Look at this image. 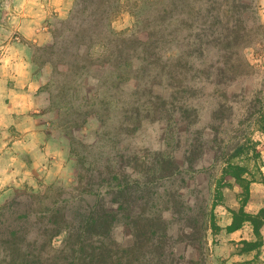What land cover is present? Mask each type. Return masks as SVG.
<instances>
[{
    "label": "rangeland",
    "instance_id": "obj_1",
    "mask_svg": "<svg viewBox=\"0 0 264 264\" xmlns=\"http://www.w3.org/2000/svg\"><path fill=\"white\" fill-rule=\"evenodd\" d=\"M215 1L222 6L206 0L194 8L188 0H0V156L10 149L23 161L18 174L0 182V206L32 192L43 193L42 208L58 200L93 201L98 194L109 202L118 183L134 186V216L145 207L162 214L166 235L160 239L158 226L132 264L155 262L159 239L168 264H246L243 244L228 241L222 226L224 215L239 209L244 188L224 177L223 168L243 144L233 161L246 166L245 177L261 178L263 157L253 148L264 149L258 123L264 0H244L254 10L241 5L231 17L222 12L227 0ZM98 7L106 10L104 20L94 19ZM83 12L94 14L97 31L111 24L120 34L111 59L92 62L87 44L78 45L68 30L66 19L72 13L81 19ZM229 20L243 35L238 41L229 37ZM56 39L57 46L48 47ZM8 86L23 91L20 111L8 105ZM168 159L176 160L175 171L161 173ZM130 220L113 230L119 243L111 246L113 257L128 254Z\"/></svg>",
    "mask_w": 264,
    "mask_h": 264
},
{
    "label": "trees",
    "instance_id": "obj_2",
    "mask_svg": "<svg viewBox=\"0 0 264 264\" xmlns=\"http://www.w3.org/2000/svg\"><path fill=\"white\" fill-rule=\"evenodd\" d=\"M107 1L110 0H99V4L104 5ZM196 1L200 0H188V4L193 6L192 4ZM207 2L209 5L213 3L212 6L215 5V7L216 4H220L219 7L222 6V3L218 1L206 0ZM226 5L228 8L222 10L225 17L234 15L241 5L254 10V5L250 1L227 0ZM96 11L100 17L97 18L96 16L94 19L99 21L106 18L105 9L98 7ZM91 15L94 16L93 13L90 15L84 13V17L79 19V15L72 13L66 19L65 24H67L73 37H78V45L87 44L86 56L92 62L97 63L116 53V50L113 49L115 47L113 41L117 40L120 34H116L111 24H109V28L97 31L96 28H93ZM214 18L224 22L218 13L214 15ZM230 23L229 20L226 24L227 28L232 30L229 37L234 34L233 36L238 41L243 35L237 29V24ZM106 33H111L113 38L105 37ZM97 38L102 40L96 42ZM58 42L56 39L48 47H55ZM98 66L91 71L100 69L103 65L98 64ZM258 123L259 130L264 131V108L259 112ZM244 147L243 144L237 145L235 153L226 160L223 168L224 177L234 178L244 188L240 194L241 205L239 209L231 210L233 221L226 227V230L231 232L242 227L245 222H250L253 225L256 238L254 240H242L241 252L252 250L259 252L264 244L261 231L264 225V207L257 213L246 210V204L250 199L252 179L244 176L247 172L246 166L233 161V158L238 157L244 151ZM253 150L256 157L261 156V152L257 150L256 146ZM176 164V160L168 159L165 163L160 164L159 171L161 173L165 171L174 173ZM116 174V178L119 179L120 172L117 171ZM111 193L114 194V197L109 202L102 194H98L93 201H87L83 198L77 204L67 203L63 205L58 200L56 203H51L46 208H42L44 205L43 193L32 192L28 193L25 199H21L22 197L18 195L1 205L0 264H132L133 256L146 242L153 239L158 226L161 230L160 239L165 238L166 227L162 226V214H151L152 212L147 211L149 207H145L137 216H134V208L130 204L134 200V193H136L134 186L128 187L127 185L124 189L118 183L111 189ZM123 218L131 219L128 223L132 229L134 240L125 245L128 252L127 256L113 257L111 246L119 244L113 238V230ZM142 219H144L143 223ZM210 221L212 228L219 227L213 215ZM60 236H62L61 242L56 246L54 241ZM159 241L156 243L159 256L155 262L150 260L149 264H168L164 259L167 255L163 251L164 244H160ZM258 256L259 253L255 257ZM254 260L255 258L247 260L245 263L250 264Z\"/></svg>",
    "mask_w": 264,
    "mask_h": 264
},
{
    "label": "crops",
    "instance_id": "obj_3",
    "mask_svg": "<svg viewBox=\"0 0 264 264\" xmlns=\"http://www.w3.org/2000/svg\"><path fill=\"white\" fill-rule=\"evenodd\" d=\"M5 97L10 98V107L11 111H20L21 108H19L17 105L19 103L17 102L18 97L20 96L19 92H23L21 89H18L16 86H8L5 89ZM25 92V91H24ZM1 104V103H0ZM21 105V104H20ZM12 121H17L18 118H14L13 114ZM9 116V117H11ZM17 143V142H16ZM261 145L264 146V131L263 136L261 138ZM0 149H5L1 148ZM15 149V148H14ZM4 155L0 156V182H2L4 179H6V175L12 176L15 174H18V171L22 170L23 161L21 160L20 156L17 152H14L13 150L7 149L6 152L3 153ZM261 157H263V164L261 166V178L260 180L253 179L251 181L250 185V199L246 204V210L252 213H257L261 208L264 207V149L261 151ZM5 175V176H4ZM236 209V208H235ZM224 214L228 212L227 209H225ZM224 223L222 224L223 230H225V237L229 241H236L238 242L237 245L242 244V240H254L256 238L254 234V228L253 225L250 222H245L242 227L239 229H236L234 231L228 232L226 230V227L232 223L233 221V213L232 211L228 212V215H224ZM263 240H264V225L261 228ZM259 253L258 257H255L256 254ZM241 260L247 261L252 259H262L264 262V244L260 248L259 252L257 250L247 251V252H241L240 253Z\"/></svg>",
    "mask_w": 264,
    "mask_h": 264
}]
</instances>
